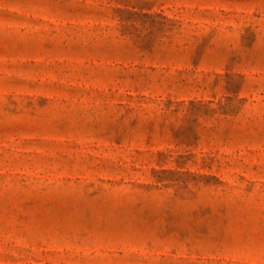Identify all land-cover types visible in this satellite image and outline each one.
<instances>
[{
  "label": "rangeland",
  "instance_id": "1",
  "mask_svg": "<svg viewBox=\"0 0 264 264\" xmlns=\"http://www.w3.org/2000/svg\"><path fill=\"white\" fill-rule=\"evenodd\" d=\"M0 264H264V0H0Z\"/></svg>",
  "mask_w": 264,
  "mask_h": 264
}]
</instances>
